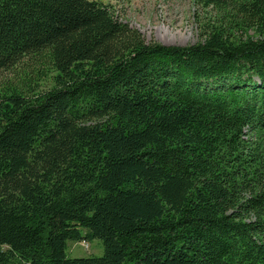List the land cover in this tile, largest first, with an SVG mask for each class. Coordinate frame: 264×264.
<instances>
[{
  "label": "trees",
  "instance_id": "16d2710c",
  "mask_svg": "<svg viewBox=\"0 0 264 264\" xmlns=\"http://www.w3.org/2000/svg\"><path fill=\"white\" fill-rule=\"evenodd\" d=\"M195 1L216 17L168 45L96 0H0V70L53 80L0 90V264H264V0Z\"/></svg>",
  "mask_w": 264,
  "mask_h": 264
},
{
  "label": "rangeland",
  "instance_id": "374dc122",
  "mask_svg": "<svg viewBox=\"0 0 264 264\" xmlns=\"http://www.w3.org/2000/svg\"><path fill=\"white\" fill-rule=\"evenodd\" d=\"M96 1L107 6L118 20L139 30L146 41L168 45H187L201 40L204 24L217 15L211 7L204 8L195 0ZM49 70L45 62L26 57L10 69L0 70V90L13 86L48 88L53 84ZM103 252L99 238L67 242V256L71 258L99 257Z\"/></svg>",
  "mask_w": 264,
  "mask_h": 264
},
{
  "label": "bare ground",
  "instance_id": "6f19581e",
  "mask_svg": "<svg viewBox=\"0 0 264 264\" xmlns=\"http://www.w3.org/2000/svg\"><path fill=\"white\" fill-rule=\"evenodd\" d=\"M164 42H167V41H164Z\"/></svg>",
  "mask_w": 264,
  "mask_h": 264
}]
</instances>
